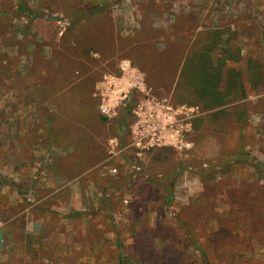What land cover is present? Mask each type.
<instances>
[{
	"label": "rangeland",
	"instance_id": "rangeland-1",
	"mask_svg": "<svg viewBox=\"0 0 264 264\" xmlns=\"http://www.w3.org/2000/svg\"><path fill=\"white\" fill-rule=\"evenodd\" d=\"M91 1L30 0L20 13L18 0H0V176L8 183L0 184V264H120V256L121 264H264V174L257 179L249 162L227 176L217 168L241 149L264 164V0H108L99 17L72 29L69 15ZM56 16L68 22L63 32ZM42 22L46 30L35 27ZM209 45L213 63L228 62L220 105L192 85L177 86L181 59ZM137 47L153 86L132 66ZM121 63L143 75L154 97L199 109L191 150L152 149L136 158L131 149L107 161L121 107L115 119L89 129L98 157L52 144L46 121L53 116L60 128L64 117L41 83L68 75L85 84L82 99L97 114L96 89L104 76H121ZM233 77L242 92L229 88ZM70 91L65 104L81 100ZM210 170L214 178L202 182L200 173ZM31 222L37 227L27 234Z\"/></svg>",
	"mask_w": 264,
	"mask_h": 264
},
{
	"label": "trees",
	"instance_id": "trees-1",
	"mask_svg": "<svg viewBox=\"0 0 264 264\" xmlns=\"http://www.w3.org/2000/svg\"><path fill=\"white\" fill-rule=\"evenodd\" d=\"M108 4V0H93L77 8L69 15L71 17L72 29L74 28L77 31L81 30L84 24H86L88 21L99 17V15L102 14L106 8H108ZM24 11L25 9H19L20 13ZM137 49L138 50H134V52H136L137 54L138 61H134V64H132V66L145 73L147 76L146 83L149 86H153L155 81L151 78V71L144 68L143 63L141 62L143 60L140 57H144L145 54L142 50H140L139 47H137ZM212 51H214L213 47L209 45V47L204 46L199 49L192 50L191 54L185 55L180 61L181 69L178 70L177 86L179 87L181 82L187 87L192 85V87L196 88V92L200 97L212 100L213 105H220L223 95L222 97H220L218 87L222 80L221 76L223 70L228 62L226 60H218L213 63L208 56ZM153 56V54L147 55V57H152L150 60H154ZM50 70L53 71L52 69ZM225 73L229 81L228 76H231L233 71L231 69H228ZM64 78H51L50 81H43L41 83V91L45 98L49 100L54 108L57 109L58 112H60V114L64 117L62 127L60 128L55 127L53 116L48 117L46 121L47 127L51 129V131H49V136L53 141L52 144L60 148L80 147L83 149L81 152L90 153L93 157L96 158L100 155L99 147L97 146L96 142L89 136V129L92 130L96 124L104 123L107 121V119L103 117L98 110L97 114L94 113L93 107L91 106L88 98L86 100H84L85 98L82 99L84 95H89L88 89H85L87 88L85 87V84V86L82 84L81 86L77 81L72 79L73 77L71 78L73 80L71 82L68 75H65ZM72 86L73 91L70 92H73V97L78 94L80 95L81 100L77 101L75 99L76 101L73 102L72 98L68 100L69 103L65 104L62 100V97L67 95L65 94V91H67V89ZM229 86L230 89L234 90L235 88H237L238 90L241 89V92L243 91L242 84L240 81H238L237 77L232 78V83L230 81ZM136 100V93L132 92L127 96L126 100L123 102L120 108V124L116 128V138H118L123 145H127L129 141L127 127L131 123L130 110ZM80 104H83L86 109L82 114L76 111L74 108L76 105ZM242 114L244 113H241V116ZM79 117L82 118L80 119ZM67 124H69V126H67ZM87 131L88 133H86ZM243 152L244 150L241 149L237 156L234 157V161H232L233 163H231V165L227 162L225 165L226 167L217 166V168L220 170L218 174L227 176L231 173V167L234 164H246L248 162L255 171L257 179L259 178V176L264 174V164L259 162L256 158L250 156L248 153ZM131 157L134 158L133 152L131 155H129V153H125L123 159L125 162H128L131 161ZM211 177L214 178V173L211 170L200 173L202 182L207 181V179L210 180ZM0 184L5 185L8 183L4 181L0 176ZM163 184V189L165 192L164 202L166 206L170 207L173 202V185L172 182H168L167 180ZM254 205L255 203L252 204V209ZM252 212H254V210H252ZM74 215H79V213L74 212L70 216L73 217ZM191 244L194 249L199 252L200 256L203 257L204 252L201 250V248L194 241H192ZM124 261V257L120 256V262L123 263Z\"/></svg>",
	"mask_w": 264,
	"mask_h": 264
},
{
	"label": "built area",
	"instance_id": "built-area-1",
	"mask_svg": "<svg viewBox=\"0 0 264 264\" xmlns=\"http://www.w3.org/2000/svg\"><path fill=\"white\" fill-rule=\"evenodd\" d=\"M55 18L63 32L68 22L62 17ZM120 71V77L104 76L101 87L96 89L94 96L98 100L99 113L107 120H113L130 93L137 92L140 98L130 110L131 123L127 127L129 143L121 146L118 139L109 140L107 161L131 149L136 151V158L152 149L170 148L178 152L191 150L192 121L200 115L199 109L186 105L174 106L167 99L154 97L146 89L143 75L128 63H121ZM130 172L139 173V165L131 164ZM108 173L115 176L117 169L110 168Z\"/></svg>",
	"mask_w": 264,
	"mask_h": 264
},
{
	"label": "crops",
	"instance_id": "crops-1",
	"mask_svg": "<svg viewBox=\"0 0 264 264\" xmlns=\"http://www.w3.org/2000/svg\"><path fill=\"white\" fill-rule=\"evenodd\" d=\"M30 1V0H29ZM29 1L27 0H18V7H19V9H25V11H27V10H29L28 8V6H29ZM20 2H22L21 4H23V5H21L20 4ZM23 6V7H22ZM25 7V8H24ZM36 16V15H35ZM49 25V23L47 24L46 22L45 23H41V24H37V25H35V27L39 30L40 28H42V29H44V30H46ZM34 27V28H35ZM37 223H34V222H31V223H28V229H26L25 230V233H27V234H29V233H32V231L30 230V229H32V230H34L36 227H37V225H36ZM1 230H3L1 227H0V239H2V236L4 235V230H3V232L1 231ZM4 237V236H3ZM27 238V237H26ZM1 240H0V248L2 247L1 246Z\"/></svg>",
	"mask_w": 264,
	"mask_h": 264
}]
</instances>
